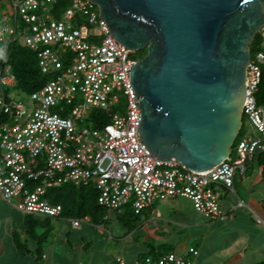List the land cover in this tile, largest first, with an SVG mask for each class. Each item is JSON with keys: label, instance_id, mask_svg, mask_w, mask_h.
<instances>
[{"label": "built area", "instance_id": "1", "mask_svg": "<svg viewBox=\"0 0 264 264\" xmlns=\"http://www.w3.org/2000/svg\"><path fill=\"white\" fill-rule=\"evenodd\" d=\"M70 3L62 18L50 22L42 16L24 14L32 24L28 44L36 50L44 45L39 51L43 71H59L30 93L27 103L9 100L5 86H14L15 77L9 65L0 68V196L25 214L60 217L63 205L47 195L48 189L69 182L93 183L98 203L108 211L122 212L131 204L140 213L156 200L181 196L207 218L225 219L214 185L235 192L236 171L245 174L254 154L264 151V102L259 104L256 98L264 71V50L252 54L243 107L244 117L256 133L238 143L236 159L230 155L209 170L193 171L175 157L152 154L141 140L140 97L130 83L132 65L139 59L133 55L136 50L110 33L94 1ZM38 6V0H13L11 12L21 8L25 13ZM94 26L99 34L93 31ZM5 31L13 33L14 29L6 24L0 27V41L5 44L0 47L3 63L8 46ZM261 35L264 41V29ZM60 50L70 55L67 66ZM115 89L126 97L125 111L111 112L119 102ZM65 104L72 105L70 110ZM92 108L109 111L110 122L101 129L80 128L79 121ZM242 203L240 200L239 205ZM83 222L91 223L92 219L88 215L72 218L74 227ZM189 252L198 254L195 247ZM41 264L59 263L48 261L43 254ZM75 264L86 263L79 260ZM108 264L127 261L116 255ZM134 264L192 263L184 254L170 251L158 257L147 254Z\"/></svg>", "mask_w": 264, "mask_h": 264}, {"label": "water", "instance_id": "2", "mask_svg": "<svg viewBox=\"0 0 264 264\" xmlns=\"http://www.w3.org/2000/svg\"><path fill=\"white\" fill-rule=\"evenodd\" d=\"M110 33L146 51L131 68L139 134L189 170L224 162L244 125L251 44L264 0H93Z\"/></svg>", "mask_w": 264, "mask_h": 264}, {"label": "crops", "instance_id": "3", "mask_svg": "<svg viewBox=\"0 0 264 264\" xmlns=\"http://www.w3.org/2000/svg\"><path fill=\"white\" fill-rule=\"evenodd\" d=\"M0 2L4 3V0ZM10 8L11 6L7 10L11 12ZM253 161L249 162L246 172ZM259 169V174H256L250 183L251 187L257 186L259 189L253 188L247 198L237 192L236 186L233 192L221 185H214L215 189H220L219 193L224 189L237 195V202L227 195V200L220 203L226 214L223 220L209 219L196 210L194 214L192 209L188 214L182 212L167 216L165 208L159 206L150 207V213L145 214L143 221L138 223L132 221L124 211L120 214L111 210L106 212L109 215L108 223L102 222L103 217L100 216L94 223L83 222L80 227H74L72 218L85 216H65L62 213L60 217L70 218L71 225H60L54 237H51L50 232L48 238H51L44 240L41 253L36 251L37 241L30 236L28 249H22L27 254H35L36 258L29 257L28 260L20 255L21 250L16 247L15 237L17 231L29 235L26 214L0 196V253H3V256L0 254V261L3 257L6 258L5 254L10 253L15 254L18 264H41L43 254L47 255L48 261L59 264H75L79 260L86 264H108L114 256L122 255L127 264H134L151 251L154 257L170 252L161 247L164 243H171L170 230L175 234L187 231L193 236L194 243L188 244L187 247L182 246L180 251L171 250L184 254L192 264H257L264 261V169ZM177 198L178 196H175L169 200L174 201ZM240 200L243 201L242 207H239ZM188 201L192 203L189 199ZM246 207L252 208L255 215ZM166 232L167 235L170 234L166 236L167 241L164 238ZM190 247H195L198 254L189 252Z\"/></svg>", "mask_w": 264, "mask_h": 264}, {"label": "trees", "instance_id": "4", "mask_svg": "<svg viewBox=\"0 0 264 264\" xmlns=\"http://www.w3.org/2000/svg\"><path fill=\"white\" fill-rule=\"evenodd\" d=\"M12 1L13 0H11V4ZM17 1L21 2L26 0H17ZM38 1H39V6L29 10L28 12L23 13L21 12V8H18L12 14H10L9 13L10 10H8V13L3 14V19H1L0 17V27L6 24L10 28L14 29L13 33H10L9 31H5L6 38L8 39L7 56L4 63L0 59V68L3 70L5 66L9 65L10 73L14 75L16 81L13 88L15 89V92H19L21 95L24 94L25 98L22 97L21 101H24L26 103L28 102L29 99V93H32L33 91L42 88V86L45 83H47L48 80L53 78L55 74L58 73L59 71L56 69L54 70L50 69L51 72L43 71L42 66L40 64L41 58L39 56V51L42 48H44V45H41L40 49L36 50L33 49L28 44L27 34L32 32V24L25 20L24 14L42 16L46 22H50L51 20L62 18L64 11L71 4L70 0H54L51 2L45 0V3H42L43 0H38ZM252 43L256 45L262 43L261 33L257 34V36L255 37ZM3 45H5L3 41H0V47H2ZM59 55L62 61L64 62L65 66H67L70 56L69 53L60 50ZM5 87H6V92L9 93L10 87L9 86H5ZM256 98L259 104L264 102V71L261 78V82L259 84V89L256 93ZM61 106L62 104L57 107L56 110L58 112H60ZM71 107L72 105H66L65 108L66 110L68 109L70 110ZM98 113H99L98 118H95L93 121L94 122L93 124L96 125V127H103L105 124L110 122L111 118L109 115L104 114L101 111ZM255 155L256 154H254V156ZM257 158H258V163L262 165L264 169V151L259 152ZM47 195L54 202L61 203L63 205L64 208L63 215L65 216L88 215L91 217L93 222L103 214V208H105L98 203V191L93 183H88V184H83V183L75 184L73 182L64 183L58 187L48 189ZM127 205L129 204H126L125 206ZM74 206H78V209L77 210L76 208L74 209ZM146 208L149 207H145L144 209ZM132 209L134 210L133 207ZM143 210L140 213H136L134 210V213L141 214ZM107 211L108 210L106 209V212ZM122 212L119 213L121 214ZM50 218L51 217L48 216L42 217L39 215L26 213V228L29 233V236H31L37 241L36 251L38 253H41L44 240L48 238L51 230V229H45L40 233L38 226L40 224L41 226L44 227L45 224H49ZM16 242H17L16 243L17 246L20 249L22 248L28 249L27 243H23L21 240H17V239ZM171 250L172 249H170V251ZM23 253L27 254V252H23ZM152 253L153 251H151L150 254ZM257 264H264V261L259 262Z\"/></svg>", "mask_w": 264, "mask_h": 264}, {"label": "rangeland", "instance_id": "5", "mask_svg": "<svg viewBox=\"0 0 264 264\" xmlns=\"http://www.w3.org/2000/svg\"><path fill=\"white\" fill-rule=\"evenodd\" d=\"M11 5V0H4V3H1L0 2V17L1 19H3V14L4 13H8V7ZM71 6V5H69ZM11 22V21H10ZM93 31L97 34H99V29L94 26L93 27ZM251 48H252V54L254 56L255 52L261 48L264 50V41H262L261 44H251ZM146 51H135V53L133 54L136 58H141L145 55ZM14 86H10V89H9V93H8V96H9V100H12V99H15L17 101H21L22 100V97L25 98L24 94H20L19 92H15V89L13 88ZM113 93H116L118 96H119V102L116 103V106L114 107V109H111V112L113 111V113H115V111H119L120 108L123 109V111L126 110V108H124V106L126 105V97L123 93L122 90H118V89H115L113 91ZM81 97V94H78V98ZM103 112L104 114H109V111L107 110H100V108H92L90 111H88L86 113V115H84V118L82 120L79 121V127L80 128H85V127H88L90 128L91 130H94V129H101L102 127H96V125H94L93 121L95 118H98V115L99 113L98 112ZM256 132L254 131V129L252 128V126L249 124L248 122V119L247 117H244V125L241 129V133L240 135L238 136L234 146H233V151L231 153V157L232 159H236L238 157V151H237V146H238V143L243 139V138H248L249 136H253ZM259 155V151L256 152V155H255V158H254V161L252 162V164L250 165V168L248 170V172H246L245 174H241L239 171H236V175H235V179H236V190L237 192L244 196L245 198H247L248 194L251 193L252 189H259V187L257 188V186H253L251 187L250 183H251V180L254 179V176L256 174H259V168H262L263 166L260 165L258 163V158L257 156ZM263 171V169H262ZM261 183L262 180L260 181ZM220 190V189H218ZM220 197H219V201L220 203H223L225 202V200H227V195H229L230 197H233L235 199V201L237 202V195L232 194L230 192H226L224 189H221V192H220ZM177 197V196H176ZM227 202V201H226ZM239 202V201H238ZM159 206H163L165 208L164 211H166L167 213V216H173V214H179V213H185V214H188L189 210L192 209L194 214H196V211L193 207V204L190 203L188 201L187 198H182L180 196H178L177 200H174V201H171L168 199H164V200H156L153 204V206L151 207H157L159 208ZM239 207H242L241 205ZM76 208V210L78 209V206H74V209ZM238 208V207H237ZM150 209L152 208H146L143 213L141 214H135L134 213V210L132 209V205L129 204L127 206H124L123 208V211H124V214L126 215H129L130 219L132 221H135V222H141L143 221V217L145 216V214H149L150 213ZM246 209L252 211V213L254 214L255 211H253L252 208L250 207H246ZM235 210V209H234ZM233 211V210H232ZM106 214V209L103 208V214L101 215V218L102 219V222L104 223H108V220L104 219V215ZM255 215V214H254ZM166 216V217H167ZM255 217V216H254ZM163 219H165L164 217H161ZM257 220V217L255 218ZM136 223V225H137ZM60 225H66V226H70L71 225V220L70 218H57V217H51L49 219V224H45L44 227L41 226L39 224L38 226V229L41 233V231H44L45 229H52L53 228V231L50 230V232L52 233L51 234V237H54L56 234H57V229H60ZM55 229V230H54ZM56 232V233H55ZM169 233L171 234V239L173 240H169L171 243H168L167 245H170V246H167L166 243H164L163 245H161L162 249L163 250H170V249H173V250H176V251H180L182 246H188V244H192L194 243V240H193V236L190 234V233H187L186 232H181V233H177L175 234L174 232L172 233V231L169 230ZM168 233H164V238L165 240L167 241V238L166 236H170L167 235ZM16 239L17 240H21L22 242H26L27 244H30V241H31V237L25 233L23 234L22 231H17L16 233ZM50 237V238H51ZM48 238V239H50ZM164 242V241H163ZM174 242V243H173ZM17 243V242H16ZM47 244V243H46ZM14 245L16 246L15 242H14ZM18 247V246H16ZM21 250V253L20 255L24 256L27 258V260L29 259V257L31 258H36V255L35 254H24L23 253V249H20ZM179 253V252H178ZM227 253V251H226ZM1 256H3V253H0ZM14 254V253H13ZM5 257H3V259H1L0 261V264H18V260L16 259L15 257V254L12 255L10 253H7V255L5 254Z\"/></svg>", "mask_w": 264, "mask_h": 264}, {"label": "clouds", "instance_id": "6", "mask_svg": "<svg viewBox=\"0 0 264 264\" xmlns=\"http://www.w3.org/2000/svg\"><path fill=\"white\" fill-rule=\"evenodd\" d=\"M93 1V0H92ZM97 4V3H96ZM98 5V4H97ZM99 7V6H98ZM99 10H100V8H99ZM10 14H12V12H10ZM30 94V93H29ZM29 100V99H28Z\"/></svg>", "mask_w": 264, "mask_h": 264}]
</instances>
